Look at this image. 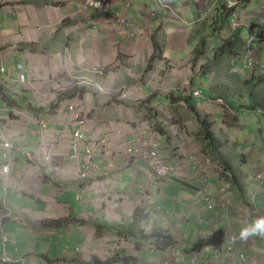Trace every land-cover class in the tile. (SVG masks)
I'll return each instance as SVG.
<instances>
[{"label": "crops", "instance_id": "1", "mask_svg": "<svg viewBox=\"0 0 264 264\" xmlns=\"http://www.w3.org/2000/svg\"><path fill=\"white\" fill-rule=\"evenodd\" d=\"M88 1L0 0V140L3 131L16 158L6 190L0 176L13 212L0 228V264L3 252L22 264H239L230 245L247 264H264V237L236 238L253 210L264 215L263 199L246 189L255 174L264 179V130L250 128L264 120L253 102L264 89L244 79L255 46L241 39L242 28L256 35L264 0H168L169 10L155 0L92 10ZM235 39L223 55L228 73L215 70L214 50ZM223 74L247 88L216 82ZM82 110L83 127L73 118ZM141 136L175 175L159 180L128 154ZM162 231L172 245L154 243ZM127 256L134 263L112 260Z\"/></svg>", "mask_w": 264, "mask_h": 264}, {"label": "built area", "instance_id": "2", "mask_svg": "<svg viewBox=\"0 0 264 264\" xmlns=\"http://www.w3.org/2000/svg\"><path fill=\"white\" fill-rule=\"evenodd\" d=\"M157 1L158 6H161L163 8H165L166 10H169V8L171 7V5L169 4L168 0H155ZM110 0H89L87 3V7L89 9L92 10H100L103 8H106L109 4ZM238 6V3H232L229 2L228 3V7L229 8H235ZM166 12V11H165ZM240 20V17L236 16L234 21H238ZM233 21V25L234 22ZM187 24V22H186ZM232 25V27H233ZM237 25L235 27L238 28L240 27V24H235ZM259 42L258 38L256 36H252L249 40V49L251 46H255L257 47V43ZM254 47V49H255ZM260 50V47L259 49ZM256 57L252 54V49H250L249 53L245 56V67L248 69V65L251 61H255ZM3 70V69H1ZM99 74L103 73V71H99ZM21 81L24 82V77H21ZM200 95L201 92L200 91H195L193 92V95ZM217 103L220 104L221 106H225L226 108H229V106L226 104V102L224 101V99L220 98L217 100ZM225 109V108H224ZM74 121L79 124L80 126H85L86 122H87V117L85 112L82 110L79 113H77L76 115H74ZM48 126L47 124L43 125V128L46 129ZM5 137V140L1 141L0 140V149L2 150V157L5 161L4 164L0 165V176L2 177V179L5 181V190L7 189V186L9 185V180H10V173H11V168L12 165L15 164L16 162V158L14 155V143L12 142V140H10L7 137V134L4 133L2 131V135ZM75 137L76 139H83V134L82 131L79 130L78 132L75 133ZM160 147L157 143H155L152 140H149L143 136L139 137L137 139V143L136 145H133L132 147L127 149V152L129 155L133 156L135 158V160L137 161H142L144 162L149 171L150 174H152L154 177H156L157 179H166L168 177H171L173 175L176 174L175 169L173 166L166 164L162 158V156L160 155ZM88 165L89 167L91 166H96L93 162V155L94 152L92 151V149H88ZM105 154L109 157H112L114 154V150L112 149L111 146H107L105 148ZM27 158L29 160H36V157L34 156L33 153L28 152L27 153ZM7 168V171H5L4 169ZM256 179L258 180H262V176L258 173L255 175ZM216 201V200H215ZM214 202V201H213ZM213 206L212 202L210 201V203H208L207 207L211 208ZM13 216V212L12 210L9 208L8 206V200H7V196L6 194L2 197H0V228L3 229V221L8 218V217H12ZM2 240L4 242V244L7 242L8 240V236L6 235V233H4V231H2ZM232 251H233V246H228L226 253L229 257L230 260H232ZM174 253L177 254V252L174 251ZM239 253V252H238ZM23 259H15L13 257H11L9 254H7L6 252H3V255L1 256V261L3 264H22L23 263ZM237 261L240 264H247L249 261L248 259L243 255V254H237Z\"/></svg>", "mask_w": 264, "mask_h": 264}, {"label": "rangeland", "instance_id": "3", "mask_svg": "<svg viewBox=\"0 0 264 264\" xmlns=\"http://www.w3.org/2000/svg\"><path fill=\"white\" fill-rule=\"evenodd\" d=\"M232 3H235V2H232ZM258 6H256V7H251L250 9H253V10H255L256 8H257ZM261 8V7H260ZM264 10V9H263ZM245 16V17H247L248 18V15L247 14H243V12L242 13H240L239 14V17L241 18V16ZM210 18H211V16L209 17V20H210ZM234 19L235 18H233V20L231 19V24L233 25V21H234ZM235 23H234V25H233V28H235L237 25H235V24H240V20H238V21H234ZM261 22V26H264V20L262 21H260ZM211 34V39H217L218 38V35H217V33H210ZM262 34L264 35V28H262ZM251 36H252V33L249 31V29H246V28H242V31H241V39H243V41H244V43H248L249 44V40H250V38H251ZM256 37L257 38H260V39H264V37L263 38H261V36H260V34H259V32L258 31H256ZM257 47H255V49H252V54L256 57V59H255V61H251L250 63H249V65H248V69H246L245 67H244V71H242V73H243V75H244V79H246L247 77H248V75H249V77H256V78H262V79H264V41L263 42H258L257 43ZM259 47H260V50H258L259 49ZM261 52V57L259 56V53ZM226 56H223V57H219V59H218V61H216V62H214V68H215V70H219V68L221 69L220 71L221 72H225L226 74L228 73L227 71H228V68L227 69H225V67L223 66V64H225L226 63V61H225V58ZM242 70V69H241ZM217 72H219V71H217ZM251 75V76H250ZM218 78H221V80H218V81H216V82H220V81H226L227 82V86H232L233 84H234V86H233V88L235 87L236 89L237 88H240L241 90H243V88L244 87H246L247 88V86H245L244 84H239V82H237V81H235V82H231L229 79H228V77H226V75L225 74H223L222 76H217ZM232 77H235L236 79H237V77L234 75V76H232ZM261 83H263V82H261ZM253 86L254 87H251V89H256L257 88V85L254 83L253 84ZM186 87H187V85H185V86H183V89H184V91H186V92H190V90H191V88H189L188 90L186 89ZM250 88V87H249ZM247 90H249V89H247ZM260 90V89H259ZM245 91H246V89H245ZM248 92H250V91H248ZM255 95V98H254V100H253V102H255V101H257L258 102V104L262 107V108H264V92H257V93H255L254 94ZM20 104H23V105H25V102H23V101H21L20 102ZM229 106V105H228ZM224 108H225V110H226V113H228V112H230V110L228 109V108H226L225 106H224ZM7 113H0V115H6ZM244 118L243 119H247V117H249L248 115H246V116H243ZM263 124H264V120H262V117H260V116H256L255 118H254V120H253V123L251 124V130H257V128H261L262 130H264V128H263ZM252 138V137H251ZM247 140V139H246ZM248 141V140H247ZM227 150H229V149H227ZM233 151V150H232ZM230 153V152H229ZM161 155V154H160ZM260 174V173H259ZM260 175H262V174H260ZM262 179H263V177H262ZM250 180H248L247 181V184H246V189H247V191H248V193H249V195H250V198L252 199L251 201L252 202H257V201H259V199L260 198H262L263 199V203H262V205H264V179H263V181L262 180H258V181H256V182H254V181H252V182H249ZM209 184H211V182H209ZM206 190H207V187H206ZM256 193V194H255ZM208 194V191H207V193H206V195ZM255 194V195H254ZM209 195V194H208ZM220 198V197H219ZM217 199H218V197H217ZM223 201L224 202H227V201H225L224 199H223ZM214 203H215V205L216 206H218L217 205V201H215L214 200ZM228 210H229V208H227ZM252 214L254 215V216H259L258 215V213H257V210H253L252 211ZM171 228H173V226L171 225ZM231 246V245H230ZM241 254H243V255H245V253L244 252H241Z\"/></svg>", "mask_w": 264, "mask_h": 264}, {"label": "trees", "instance_id": "4", "mask_svg": "<svg viewBox=\"0 0 264 264\" xmlns=\"http://www.w3.org/2000/svg\"><path fill=\"white\" fill-rule=\"evenodd\" d=\"M238 3H240V4H242V3H244V0H239L238 1ZM262 28H264V26H260L259 28H258V31H259V34H260V36H261V38H263L264 37V35L262 34ZM238 40L239 39H235V40H229L224 46H222L221 48H218V49H215L214 50V53H215V57H220V56H223V55H225L226 53H229L230 51H232L234 48H233V46H235L236 44H237V42H238ZM258 40H259V42H263L264 41V39H260V38H258ZM202 45L201 46H199V47H197L196 49H195V54H197L196 55V57L198 58V57H200V56H202L203 55V53H204V50L202 49ZM261 82H263V83H261ZM246 83H248V85L249 84H256L257 86H262L263 88H260V89H264V79H262V78H256V77H252V78H249L247 81H246ZM258 88V87H257ZM263 92H264V90H262ZM209 133H211V132H209ZM207 137L208 138H210V139H213L212 138V135L211 134H207ZM205 200H206V202H207V200H209L210 198H209V195L207 194L206 196H205V198H204ZM208 203H210V201L208 202ZM218 203H219V201H218ZM226 210H228L227 208L224 210V211H226ZM136 213V215H137V211H135ZM134 214V215H135ZM135 218H137V216H135ZM155 236H156V234H155ZM154 243H156L160 248H163V247H165V246H167V245H172L173 244V239L171 238V236L169 235V234H167L165 231H162V232H160V233H158L157 234V237H156V242L154 241ZM155 244V245H156ZM239 251H235L234 249H233V251H232V254H233V256H232V258H233V260H237L236 258H237V254H240L241 252H239ZM245 256V255H244ZM135 258L134 257H131V256H127V257H124V258H120V257H116V258H114V259H112V260H123L124 262H126V263H129V262H132V263H134V260ZM240 264V263H239Z\"/></svg>", "mask_w": 264, "mask_h": 264}, {"label": "clouds", "instance_id": "5", "mask_svg": "<svg viewBox=\"0 0 264 264\" xmlns=\"http://www.w3.org/2000/svg\"><path fill=\"white\" fill-rule=\"evenodd\" d=\"M238 28H236V29H238ZM254 36H256V35H254ZM4 170L7 171V168H5ZM257 236L264 237V215L256 216V217L250 219L249 221H247L246 223H244L239 228V231H238L236 238H238L241 241H246L250 238L257 237Z\"/></svg>", "mask_w": 264, "mask_h": 264}]
</instances>
